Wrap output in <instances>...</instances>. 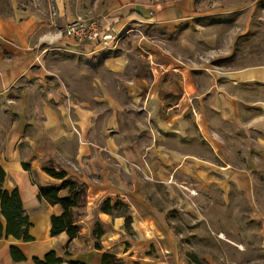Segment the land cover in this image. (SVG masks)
Returning <instances> with one entry per match:
<instances>
[{
  "label": "rangeland",
  "instance_id": "374dc122",
  "mask_svg": "<svg viewBox=\"0 0 264 264\" xmlns=\"http://www.w3.org/2000/svg\"><path fill=\"white\" fill-rule=\"evenodd\" d=\"M202 1L207 9L199 12V23H192L186 32L177 28L164 31L133 21L106 47L95 43L85 49L88 42L73 46L42 41L38 46L41 71L0 95V132L19 116L34 114L38 118V109L46 108L57 122L63 115L72 120L69 126L78 143L107 145L110 135L117 145L115 157L121 162V166H115L121 182L130 195L164 212L177 242L179 264H264L263 131L218 128L223 138L217 139L227 143L220 146L215 139L212 144L218 151L213 152L208 141L197 137L193 146L180 145V154H175L177 159L191 153L196 165L184 163L186 167L177 170L162 166V161L158 166L149 156L151 161H146V153L145 159L140 157L141 146L152 139L145 128L152 125L143 114L146 84L151 81L154 66L148 53L151 46L158 50L167 46L175 59L193 67L202 64L237 69L264 64V0ZM116 2L0 0V15L25 19L38 39L62 33L66 23L74 20L94 19L101 24L100 19L108 18ZM202 35L212 37L213 42L198 40ZM190 123V129H198L194 119ZM125 146L134 154L138 151L139 158L126 159ZM103 153L110 160L107 151ZM170 155L161 153L160 160ZM52 158L63 165L57 156ZM128 210L120 205L113 213L125 217ZM73 213L77 219L79 209ZM120 260V264H126Z\"/></svg>",
  "mask_w": 264,
  "mask_h": 264
},
{
  "label": "crops",
  "instance_id": "0c3cea01",
  "mask_svg": "<svg viewBox=\"0 0 264 264\" xmlns=\"http://www.w3.org/2000/svg\"><path fill=\"white\" fill-rule=\"evenodd\" d=\"M202 2L196 6L195 0H117L108 18L103 17L100 22L104 29L114 33H119L133 21L149 23L164 31L173 32L177 28L179 32H186L192 23H199V12L207 9L202 7ZM63 33L56 36L46 34L37 39L25 19L0 15V95L24 78L38 74V46L42 41L80 45ZM197 39L206 43L214 40L204 35ZM186 40L192 46L191 40ZM85 46V49H91L95 42ZM160 48L151 46L148 51L154 66L151 67V81L146 84L148 91L143 104L146 113L143 114L152 125L145 127L152 139L140 148L142 160L146 153V161L156 159L158 166L162 161L165 162L162 166L177 170L186 167L184 163L196 165V157L191 153L177 159L175 154H180V145L193 146L197 137L208 141L209 151L213 152L218 151L212 144L215 139L220 146L227 143L217 139L223 138L218 128L225 131L234 127L255 128L264 132V64L252 63L237 69L202 64V67H193L175 59L167 46ZM38 112V118L34 114H29L28 118L21 115L0 132V166L6 172L3 187L8 190L17 188L31 224L28 232L34 238L27 242L11 236L0 238V264H36L33 259H42L49 251H54L56 257L62 259L57 264H102L103 253L115 255L126 264H179L177 242L164 212L130 195L121 182L115 170L121 162L115 157L117 145L111 136H108L107 145L78 143L69 126L73 122H69L66 115L60 117L59 124L53 119L51 110L38 109ZM191 119L195 120L197 130L190 129ZM216 120L220 123L215 124ZM79 136L82 139L83 132ZM124 148L126 159H134L136 155L139 158L138 151L134 154L127 146ZM105 150L110 160L103 157H106ZM191 152L194 153V149ZM161 153L171 155L169 159L160 160ZM54 156L60 158L63 165L55 163L66 170L69 177L86 185L85 204L77 208L76 224L80 231L71 240L64 231L50 235L51 217L59 215L62 208L38 198V186L60 182L42 170V165ZM23 164L28 165L27 169ZM60 194L65 195L66 190H61ZM116 198L129 208L127 226L122 214L113 213L114 208L111 213L101 210L104 200L109 199L112 203ZM97 228L103 230L99 239L94 235ZM10 246H15L25 259L14 261Z\"/></svg>",
  "mask_w": 264,
  "mask_h": 264
},
{
  "label": "trees",
  "instance_id": "16d2710c",
  "mask_svg": "<svg viewBox=\"0 0 264 264\" xmlns=\"http://www.w3.org/2000/svg\"><path fill=\"white\" fill-rule=\"evenodd\" d=\"M198 6L202 0H195ZM24 169L28 165L23 164ZM42 170L49 176L59 179L58 184L50 186H38V198L44 199L50 204H58L62 208L59 215L51 217L50 235L54 236L61 232H66L70 240L79 234L80 226L76 224V219L73 210L81 207L85 203L86 185L76 179L67 175L59 164L55 163L53 159L45 162L42 165ZM6 177L5 170L0 166V238L11 236L14 239L22 240L24 242L32 241L34 238L28 232L30 222L28 215L22 207V201L16 187L12 190L5 189L3 182ZM66 190L65 195H61V190ZM124 206L126 204L121 200L113 204L109 199H106L101 206V210L106 213H111V209L117 206ZM3 220V221H2ZM130 222V216H125L126 226ZM103 230L97 228L94 232L96 239H99ZM96 247L99 244L96 242ZM11 257L14 261H22L25 256L15 247L10 246ZM36 264H57L62 261L61 258L56 257L54 251H49L42 259L34 258ZM122 261L116 258L115 255L103 253L102 264H120ZM72 264H85L83 262H72ZM133 264H138L134 262Z\"/></svg>",
  "mask_w": 264,
  "mask_h": 264
},
{
  "label": "built area",
  "instance_id": "2783aa9c",
  "mask_svg": "<svg viewBox=\"0 0 264 264\" xmlns=\"http://www.w3.org/2000/svg\"><path fill=\"white\" fill-rule=\"evenodd\" d=\"M63 31L65 36L71 37L77 42H95L103 47L113 44L117 38V33L104 29L94 19L68 22Z\"/></svg>",
  "mask_w": 264,
  "mask_h": 264
}]
</instances>
